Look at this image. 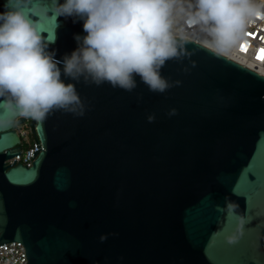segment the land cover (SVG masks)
Returning a JSON list of instances; mask_svg holds the SVG:
<instances>
[{
	"label": "water",
	"instance_id": "95a60500",
	"mask_svg": "<svg viewBox=\"0 0 264 264\" xmlns=\"http://www.w3.org/2000/svg\"><path fill=\"white\" fill-rule=\"evenodd\" d=\"M65 0H0L63 61L87 35ZM163 92L80 77L79 103L43 118L0 97V246L28 264H264V76L172 37ZM31 121V167L15 129Z\"/></svg>",
	"mask_w": 264,
	"mask_h": 264
},
{
	"label": "clouds",
	"instance_id": "9594fccd",
	"mask_svg": "<svg viewBox=\"0 0 264 264\" xmlns=\"http://www.w3.org/2000/svg\"><path fill=\"white\" fill-rule=\"evenodd\" d=\"M174 3L65 0L57 10L83 19L87 35L82 42L76 37L80 46L63 61L46 51L44 38L24 12L0 13V97L19 115L38 118L53 107L79 103L75 86L61 79L60 63L63 74L72 80L84 77L97 85L107 82L132 91L138 75L150 91H165L168 85L160 69L177 54L170 33ZM254 12L250 0H195L192 22L202 25L212 43L223 50Z\"/></svg>",
	"mask_w": 264,
	"mask_h": 264
},
{
	"label": "built area",
	"instance_id": "2783aa9c",
	"mask_svg": "<svg viewBox=\"0 0 264 264\" xmlns=\"http://www.w3.org/2000/svg\"><path fill=\"white\" fill-rule=\"evenodd\" d=\"M250 3L256 12L247 17L235 41L223 50L212 43L211 37L203 30L202 25L192 22L195 0H175L170 20L177 19L178 30L174 31L170 28V33L172 37L194 41L264 76V59L257 58L261 54L260 50L264 49V0H250ZM23 126L28 130H23L22 126L17 129L21 138L20 149L17 151L20 155L8 161V164L17 161L16 164L31 167L42 147L36 141L33 144H30L31 141L28 142L30 134H33V127L30 124ZM0 264H28L24 246L18 242L0 246Z\"/></svg>",
	"mask_w": 264,
	"mask_h": 264
},
{
	"label": "rangeland",
	"instance_id": "374dc122",
	"mask_svg": "<svg viewBox=\"0 0 264 264\" xmlns=\"http://www.w3.org/2000/svg\"><path fill=\"white\" fill-rule=\"evenodd\" d=\"M170 24H171L170 28H171L172 30H174V31H177V30H178V21H177L176 18L171 19V20H170ZM22 129L25 130V131L28 130L27 127H24V126H22ZM31 135H32V134H30V136H29V138H28V142L31 141Z\"/></svg>",
	"mask_w": 264,
	"mask_h": 264
},
{
	"label": "trees",
	"instance_id": "16d2710c",
	"mask_svg": "<svg viewBox=\"0 0 264 264\" xmlns=\"http://www.w3.org/2000/svg\"><path fill=\"white\" fill-rule=\"evenodd\" d=\"M29 124L32 126V123L31 122H29ZM33 130H34V127H33ZM35 142V135H34V133L31 135V142H30V144H33Z\"/></svg>",
	"mask_w": 264,
	"mask_h": 264
},
{
	"label": "snow or ice",
	"instance_id": "6c2138e0",
	"mask_svg": "<svg viewBox=\"0 0 264 264\" xmlns=\"http://www.w3.org/2000/svg\"><path fill=\"white\" fill-rule=\"evenodd\" d=\"M260 55L257 56L258 59H264V49L260 50Z\"/></svg>",
	"mask_w": 264,
	"mask_h": 264
},
{
	"label": "flooded vegetation",
	"instance_id": "af4514ba",
	"mask_svg": "<svg viewBox=\"0 0 264 264\" xmlns=\"http://www.w3.org/2000/svg\"><path fill=\"white\" fill-rule=\"evenodd\" d=\"M16 129H18V127H16Z\"/></svg>",
	"mask_w": 264,
	"mask_h": 264
}]
</instances>
